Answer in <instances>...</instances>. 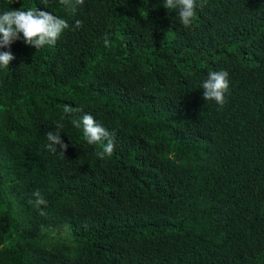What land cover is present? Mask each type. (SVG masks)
<instances>
[{
    "label": "trees",
    "instance_id": "obj_1",
    "mask_svg": "<svg viewBox=\"0 0 264 264\" xmlns=\"http://www.w3.org/2000/svg\"><path fill=\"white\" fill-rule=\"evenodd\" d=\"M197 2L185 28L164 0H0L69 25L39 50L21 34L0 68V264H264V0ZM221 70L223 107L201 88Z\"/></svg>",
    "mask_w": 264,
    "mask_h": 264
},
{
    "label": "clouds",
    "instance_id": "obj_2",
    "mask_svg": "<svg viewBox=\"0 0 264 264\" xmlns=\"http://www.w3.org/2000/svg\"><path fill=\"white\" fill-rule=\"evenodd\" d=\"M59 3L64 6L70 5V0H59ZM78 4H83L84 0H77ZM168 11L173 10L177 13L179 22L185 27H191L196 16V8L203 7L198 5L197 0H164L163 5ZM75 27H82V21L77 20ZM69 28L68 23L54 15L52 12L38 9H27L23 7L19 10H6L0 13V49H9L8 51H0V68L7 69L11 62L16 59L10 48L14 41L21 39L23 42L39 50L45 46L55 45L63 32ZM104 46L107 47L110 41L107 37L104 38ZM203 89L202 98L206 101H214L219 106L223 107L225 103V93L229 90V73L228 71H210L207 79L202 82ZM81 107H73L70 104H65L63 113L65 116L73 113L82 112ZM61 117L55 122V130H49L45 133L48 141L46 148L53 154L57 151V146L62 154L68 149L69 144L61 139L60 130L63 128ZM74 127L83 129V136L89 145H100L95 155L103 160L106 156H112L114 152V132L110 133L105 127L99 124L95 117L85 113L81 119H73L71 121ZM106 141V143H105ZM34 199L29 203L34 204L39 215L46 216L47 212L41 206L46 208L47 200L43 197L39 189L32 193Z\"/></svg>",
    "mask_w": 264,
    "mask_h": 264
}]
</instances>
